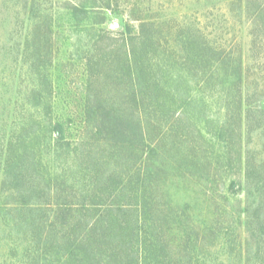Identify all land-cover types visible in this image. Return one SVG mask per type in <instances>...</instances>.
<instances>
[{"label": "rangeland", "instance_id": "obj_1", "mask_svg": "<svg viewBox=\"0 0 264 264\" xmlns=\"http://www.w3.org/2000/svg\"><path fill=\"white\" fill-rule=\"evenodd\" d=\"M247 6L0 0V264H60L80 217L64 220L56 203L80 189L95 203L152 206L150 224L170 228L166 264H264V0ZM187 37L230 58L196 69ZM99 99L127 147L100 137Z\"/></svg>", "mask_w": 264, "mask_h": 264}, {"label": "trees", "instance_id": "obj_2", "mask_svg": "<svg viewBox=\"0 0 264 264\" xmlns=\"http://www.w3.org/2000/svg\"><path fill=\"white\" fill-rule=\"evenodd\" d=\"M247 3H249V6L247 7L250 8V0L249 2L247 0ZM260 12V10L254 12V14L259 13L258 19L262 15ZM141 26L143 28L145 27L144 24ZM143 39L147 42V44L149 42H153L152 40H145L144 36ZM190 41L191 39L189 37L183 41V45L186 48L185 52L187 53L184 57H187L186 60L191 61V64L194 65L196 69L201 65L213 67V63H216L215 58H218L221 62H224L225 60L227 61L230 58V53H225L224 50L220 52L216 47H211L208 44H203V48H197L198 46L194 47L191 45ZM192 49H198L201 51V53L193 52L194 56L191 57L189 53H192ZM134 51L135 50L132 48L131 52L134 53ZM210 53H212L211 56H209ZM199 58L200 64H198L196 61V59ZM128 65L129 64H126V66H124L125 70H129L131 65ZM239 75L241 74L239 73ZM238 83L242 82H237L235 87H237ZM139 94L140 93L136 90V88L132 90V99L135 103L138 101ZM238 97L241 101H243L240 91ZM101 100L102 99L98 100V103L100 104L97 106L98 110L95 115L97 118L101 116L100 119H98L100 124L97 125L102 129L105 128L106 131L105 134L100 135V137L111 136V134H113V137L117 138L118 141L121 142L119 146L115 147V149H123V147H127V145H124L123 143L129 141L128 139L131 138L129 136L128 130L122 124V122L117 119L113 112H111L109 109H106L105 106L101 104ZM88 120L91 121L92 119ZM98 133L102 134V131L100 130ZM140 138L143 139L142 137ZM141 143H139V152L137 153L140 159L142 153L144 152V148ZM150 150H153L152 152L154 153L153 148ZM153 165L154 161L151 158H147L142 162L141 165H139L141 169H144L143 171L147 178L152 173ZM137 175L139 176V172ZM22 179H24L23 175H17L16 177L13 176V178H10L9 180L11 183L13 182L12 187H14L15 184V188L17 189L18 185L23 183ZM110 181L112 180L110 179ZM125 185H129V183L127 182ZM230 186L232 188L234 186V182H232ZM121 187L117 185L114 187V189H110L108 192V197H112V193H117ZM45 190L47 197H45L39 204L43 208L51 207L50 205L52 202L50 198L52 199L53 197V191L50 185ZM145 190L146 189L144 188L143 191ZM92 197L89 193H86L83 189H80L75 190L73 194L66 196L64 200H60V202L56 203V213L61 214L64 220H67V217L70 219L80 217L73 228H71L73 229L75 236H69L67 239L65 238V250L64 253L60 254L61 258L64 260L60 264L167 263V260H165L167 256L164 254V252L167 250V253H170V249H168L170 240L169 238H166V230H170V228L168 227L163 229L161 225L162 229L157 231L154 217L152 218V222L150 224L149 219H151V216L150 214L148 216V212L152 211V206H146L144 204L142 207L144 211L142 212L138 210V207L127 208L125 204L118 201H111L107 203L106 201L108 198L103 199L101 203H95L94 200H91ZM20 203L28 202L21 201ZM99 204L102 205L100 208ZM149 209L151 211H149ZM42 210L44 211V209ZM97 211L99 215L94 217ZM104 211L106 213V218L101 219V213ZM139 213L143 214V218H147V221H144L142 218L139 219ZM151 227H154L156 232H153ZM149 245H152L153 252L148 249ZM45 257L46 256H44V259H46Z\"/></svg>", "mask_w": 264, "mask_h": 264}]
</instances>
